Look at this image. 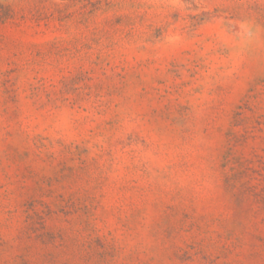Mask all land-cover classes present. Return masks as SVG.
Instances as JSON below:
<instances>
[{"label": "rangeland", "instance_id": "rangeland-1", "mask_svg": "<svg viewBox=\"0 0 264 264\" xmlns=\"http://www.w3.org/2000/svg\"><path fill=\"white\" fill-rule=\"evenodd\" d=\"M0 264H264V0H0Z\"/></svg>", "mask_w": 264, "mask_h": 264}]
</instances>
